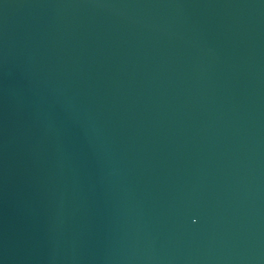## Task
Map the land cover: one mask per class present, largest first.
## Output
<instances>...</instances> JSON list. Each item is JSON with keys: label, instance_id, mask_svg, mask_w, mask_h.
Segmentation results:
<instances>
[{"label": "water", "instance_id": "obj_1", "mask_svg": "<svg viewBox=\"0 0 264 264\" xmlns=\"http://www.w3.org/2000/svg\"><path fill=\"white\" fill-rule=\"evenodd\" d=\"M0 264H264V0H0Z\"/></svg>", "mask_w": 264, "mask_h": 264}]
</instances>
